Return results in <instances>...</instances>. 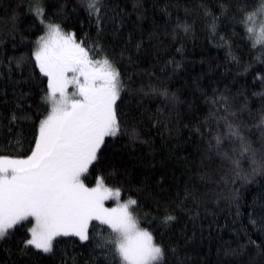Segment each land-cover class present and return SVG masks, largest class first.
Segmentation results:
<instances>
[{"label": "snow or ice", "instance_id": "obj_1", "mask_svg": "<svg viewBox=\"0 0 264 264\" xmlns=\"http://www.w3.org/2000/svg\"><path fill=\"white\" fill-rule=\"evenodd\" d=\"M66 7L61 5L60 11L50 16L44 0H29V11L42 26L43 34L36 37L27 56L16 58L15 67L31 64L29 79L41 89L42 95L37 110L29 111L32 105L24 110L17 102L6 118L7 124H3L5 118L0 116V127L8 132L13 126L18 128L21 122L31 123L33 129L26 154L0 152V244H7L21 228L29 225L19 241L22 255L33 250L55 255L64 238L75 237L93 251L99 249L107 264H167L168 255L176 256L177 249L166 248L151 231L141 227L140 201L131 195L122 199L123 184L128 177L121 179L117 175L119 170L106 167L105 160L108 149L117 140L127 138L125 147L149 143L141 138L135 123L129 125L127 119H122L128 104L135 100L137 106H142L145 98L160 97L174 108L180 103L179 97L163 86V77L154 72L139 83L121 72L119 62L113 58L115 53L106 51L101 42L105 22L115 23L118 19L116 15H107L105 0H80L79 7L95 23V38L87 33L78 38L75 31L65 30ZM133 8H142V0H136ZM220 11L222 16L228 15L229 7L222 4ZM61 15L63 19L57 22L56 17ZM203 15L210 18L208 30L215 35L221 17L207 8ZM232 16L251 46L260 45L264 49V0H259L258 5L253 0H235ZM16 19L15 15L11 17L13 24ZM142 19L141 13L138 20ZM257 19L261 21L259 31ZM119 27H123V20ZM191 30V24L178 21L172 39H176L177 31L187 35ZM154 38L157 44L162 43L155 31L149 34L150 40ZM220 41L232 56L231 43L224 36H220ZM135 50L137 53L143 50L142 40L137 41ZM179 67L176 63L174 71ZM11 70L10 62L8 71ZM161 72L164 73L163 68ZM260 79L264 83V77ZM253 95L264 98V92ZM23 99L21 93L19 101ZM211 109L214 110L209 111L203 122L204 131L196 128L206 144L198 171L205 190L200 193L195 187L186 188L184 199L177 205L179 208L186 201L195 205L189 210L192 219L199 215L196 209L207 204V197H217L216 204L220 198L238 202L239 190L235 187L238 182L243 186L264 177V104L255 121L248 122L243 119V114L249 112L246 99L234 108L231 97L213 90ZM163 115L164 109L158 107L151 117L153 127L161 124L167 127L169 120H162ZM253 129L260 134L258 140L252 138ZM20 135L16 140L18 145ZM144 190L138 188L137 192ZM107 201H114L115 207H106ZM193 212L195 215H191ZM259 215L264 225V207ZM176 220L177 216L165 206L161 223L170 226ZM93 222L106 227L96 231ZM250 222L257 223L255 219ZM260 231L259 243L249 238L247 245L232 250V254L240 255L250 245L264 258V227Z\"/></svg>", "mask_w": 264, "mask_h": 264}, {"label": "trees", "instance_id": "obj_2", "mask_svg": "<svg viewBox=\"0 0 264 264\" xmlns=\"http://www.w3.org/2000/svg\"><path fill=\"white\" fill-rule=\"evenodd\" d=\"M105 2L107 15H116L118 19L115 23L105 22L101 42L106 51L115 53L113 58L119 62L121 72L131 75L136 83L146 81L147 74L154 72L163 77V86L176 93L180 100L173 108L160 97L145 98L142 106H137L133 100L123 109L126 116L122 119H127L129 125L135 123L141 138L149 143L125 147L128 141L123 138L106 153L105 166L119 170L117 175L121 179L125 175L128 177L123 184L122 199L128 195L138 199L141 227L151 231L157 242L166 248L177 249L176 256L168 255L167 264H264V258L250 245L242 254H232V250L247 245L249 238L259 243L260 229L264 227L259 215L264 207V177H257L253 183L243 186L238 182L235 185L239 190L238 202L220 198V203L216 204L217 197H207V204L196 209L199 215L195 219L189 214L195 205L186 201L177 207L184 199L186 188L195 187L200 193L205 190L198 171L206 144L196 128L204 131L203 122L209 111L214 110L211 109L213 90L231 97L234 108L244 104L246 99L249 112L243 114V119L248 122L255 121L264 104V98L253 95L264 92L260 79L264 77V49L260 45L253 48L243 29L233 21L235 0H142L140 9L133 8L136 0ZM253 2L259 4V0ZM44 3L50 16L59 12L61 5H67L64 9L67 19L62 15L56 17L57 22L63 19L66 31H75L78 38L85 33L96 37L95 23L90 22L87 13L79 7L80 0H44ZM222 4L229 7L228 15H221ZM205 8L221 17L215 35L208 30L210 18L203 15ZM141 13L143 19L138 20ZM13 15L17 17L14 24ZM120 20H123V27L118 28ZM178 21L191 24L192 30L187 35L177 31L173 40L172 30ZM41 27L29 11V0H0V116L5 118L3 124H7L6 118L17 102L24 110L32 105L29 111L37 110L40 104L42 91L29 79L31 64L26 62L17 69L15 60L29 54L36 37L43 34ZM153 31L162 43L157 44L155 38L149 39ZM220 36L231 43L230 51L235 60L229 55V48L221 43ZM141 40L143 50L137 53L135 44ZM10 62L11 72L8 71ZM176 63L180 67L174 71ZM21 93L24 99L19 101ZM158 107L164 109L161 119L169 120L167 127L163 124L153 127L151 117ZM32 131L29 122H21L18 128L13 126L11 132L0 127V152L26 154ZM18 134H21L19 145L16 143ZM259 135L258 130H252L254 140H258ZM244 166L247 167V162ZM138 188L146 190L137 192ZM165 206L177 216L170 226L161 223ZM252 219L257 221L255 225L250 222ZM93 223L97 225L96 231L106 227L99 222ZM27 227L21 228L7 244H0V264H73V258L75 264H107L99 249L93 251L91 246L75 237L64 238L55 255L35 250L22 255L19 241Z\"/></svg>", "mask_w": 264, "mask_h": 264}, {"label": "rangeland", "instance_id": "obj_3", "mask_svg": "<svg viewBox=\"0 0 264 264\" xmlns=\"http://www.w3.org/2000/svg\"><path fill=\"white\" fill-rule=\"evenodd\" d=\"M255 24H256V27H257V31H259V27H260V24H261L260 19H257L255 21ZM106 207H115V202L114 201H107L106 202ZM28 227H29V225H28Z\"/></svg>", "mask_w": 264, "mask_h": 264}]
</instances>
